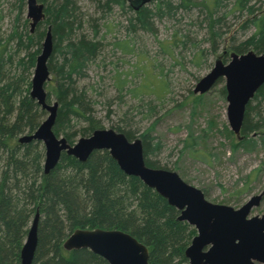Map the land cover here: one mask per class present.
<instances>
[{
  "label": "rangeland",
  "instance_id": "1",
  "mask_svg": "<svg viewBox=\"0 0 264 264\" xmlns=\"http://www.w3.org/2000/svg\"><path fill=\"white\" fill-rule=\"evenodd\" d=\"M173 1L179 3V0ZM235 1L221 0L217 8H209V11L206 0H191L192 6L181 7L174 15L152 18L149 26L139 27L133 24L135 10L127 0H119L118 3L113 0H70L76 8L75 37L84 35L88 39H94L97 50L83 71L73 77L76 89L85 93L87 120L81 117L71 119L69 129L64 131L72 135L71 142L67 141L62 131L54 133L56 138H65L72 145L79 138L88 137L94 130L113 129L119 130L117 132L126 137L129 134V141L140 139L142 142L141 135L147 133L151 140L147 142L146 150L142 142L145 165L175 171L183 181L198 188L209 202L237 209L252 196L259 195L264 189V115L260 113L264 104L252 99L250 105L247 104L249 107L245 108L239 132L235 133L227 116L225 77L217 78L203 92L194 91L200 79L214 67L216 59L227 64L232 59V53H264V41L261 50L252 45L245 46L246 39L253 34L255 27L248 21L251 14L232 11ZM61 2L62 0H36L37 4L43 5L44 17L31 30L26 0H0V38L3 40L11 34L15 24L22 29L25 22L28 35L33 36L36 31L44 32L41 48L46 30L50 28L51 31L45 8ZM249 4L254 5L255 16L264 12V0H249ZM209 17L219 19L213 27L217 32L216 36L212 34ZM11 44L13 45L12 42ZM11 44L7 48L12 59L5 64V72L7 75L14 74L17 78L24 75L18 93H29L35 61L32 64L21 63L22 59L26 62L23 49L16 52ZM36 48L34 42L29 51ZM148 77L161 83L163 88H147L148 82L145 81ZM52 79L50 74L48 81ZM52 83L45 86L46 92L51 91L49 89ZM55 101L57 102L54 92H51L47 102ZM38 106L39 109L32 116L33 121L23 120L22 127L15 131L13 138L17 143L16 149L0 147V190L18 210L5 213V220L9 224L3 225L0 219V264H20V251L36 213L37 244L32 264H60L61 259L72 257L75 249L64 248V242L75 230L88 229L82 225L73 227L76 225L72 223L74 220L60 212L63 230L55 241L57 253L49 249L53 247L54 241L52 245H48L41 239V226L47 220L43 208L51 206L52 212L57 206L49 203L46 196L39 203L35 196L38 186L42 184L43 175L59 167L61 161L45 173L46 148L43 141H19L21 137L34 134L46 118L48 112ZM17 113L14 110L9 116L8 127L13 125ZM6 135L3 133V137L6 138ZM96 151L94 153L99 158L104 154L112 158L107 149ZM70 169L65 168L60 177L70 174ZM76 194V202L79 200L77 203L83 204L85 199L80 188ZM15 196L19 198L20 204L16 202ZM132 203V206H128L125 202L128 217L135 220L133 225L131 222L126 225L131 231L137 222L140 223L141 218L136 209L138 200H132ZM85 207L87 215L89 204ZM133 208L138 215L132 214ZM263 213L264 194L259 204L251 208L248 217ZM107 226L99 229L120 230ZM123 232L131 235L127 231ZM195 233L192 226L186 228L184 246L190 244ZM131 236L146 246L148 264H151L150 248L143 235L136 233ZM81 249L99 257L101 264H108L90 249ZM85 263L93 264L91 259ZM173 263L188 264V259L175 258Z\"/></svg>",
  "mask_w": 264,
  "mask_h": 264
},
{
  "label": "trees",
  "instance_id": "2",
  "mask_svg": "<svg viewBox=\"0 0 264 264\" xmlns=\"http://www.w3.org/2000/svg\"><path fill=\"white\" fill-rule=\"evenodd\" d=\"M113 1L118 3L119 0ZM206 1L208 2L206 4L208 9L217 8L221 4V0ZM192 5L191 0H179V3H175L173 0H149V5L147 3L135 10V22L133 24L139 27L149 26L152 18H161L168 14L174 15L179 8H187ZM75 10L76 8L70 0H62L59 4L45 8L46 20H49L51 24L53 37L52 52L47 63L49 75L52 74L53 79L47 81L45 86L54 82L49 89L51 91L46 92V98L48 100L51 92H54L58 103L55 127L53 128L55 129L54 133L62 131L67 141L70 142L72 135L65 132L69 129L71 119L81 117L87 120L86 113L88 111L87 103H85V93L76 89L73 77L83 71L97 50L94 39H88L84 35L75 37ZM235 10L245 11L252 15L248 21L249 24L255 27V31L246 39L245 46L252 45L253 48L261 50L264 41V12L255 16L254 5H250L249 0H236L232 7V11ZM209 20L212 26V34L216 36L217 32L213 27L216 26L219 19L209 17ZM23 24L22 29H19L15 24L12 33L3 38L4 41L0 38V147H9L13 150L17 146L13 138L15 131L22 127L23 120L33 121L32 116L39 109V106L35 100L31 99L28 92L18 93L21 87L20 81H22L24 75L18 78L14 74L8 73L7 75L4 67L12 59V55L7 48L11 42L14 45L11 44L13 48H16L14 51L18 52L23 49L22 51L25 53L23 57L26 62L22 59L20 60L21 63L32 64L40 52V42L44 32L36 31L35 35H28L25 22ZM94 32L96 36V30ZM34 42L37 48L30 52L29 48ZM2 74H4L3 77ZM147 79L145 81V83L148 82L147 88H163L161 83L154 82L153 78L148 77ZM254 100L264 104V84L256 91L253 97ZM249 105L247 106L249 107ZM14 110L18 111L17 116L13 125L8 127L9 116ZM260 110V113L264 115V105ZM262 121H264V118H262ZM249 128L251 127H247V129ZM3 133L7 134L6 138L3 137ZM127 137H130L129 134ZM141 139L146 150L147 142L151 138L148 137L147 133H144L141 135ZM60 161L61 167L59 165L53 171L43 175L42 184L38 186L39 189L35 196L39 203L46 196L49 203L52 202L54 207L57 206L56 210L52 212L50 211L51 206L43 208L46 211L47 220L44 221L43 227L41 226V239L44 244L48 245H52L51 243L54 241L53 247L49 249L55 250V253H57L55 241H57L63 230V222L59 217L60 212H63L64 216L74 220L72 223L76 225L73 227L82 225L88 229H95L104 228L103 226L108 225V228L114 226L122 231L129 232L133 236L136 233L143 235L144 241L150 248L151 264H174L173 259L182 260L185 258H183V254L186 247L184 242L186 228H188L187 224L177 220L178 210L169 205L155 191L145 186L138 177L125 175L116 162L106 154L99 158L97 153L92 152L85 162H80L74 157L62 153ZM65 168H71V173H68L65 177H60L63 175ZM14 178L17 179V176H14ZM20 188L17 187V189ZM79 188L83 192L82 195H84L85 201L83 204L80 202L78 204L79 200L76 202V198L78 199L76 193ZM17 196H15L16 202L20 204ZM9 200V197L0 190V219L3 225L9 224L5 220L6 212L18 211L15 205L9 203ZM132 200H138L136 209L139 210L141 218L139 219L140 223L137 222L135 228L131 231L126 225L130 222L133 225L135 222H132L135 220L128 217L125 202L128 206H132ZM87 203L89 204V210L88 214L85 215L84 209L86 210L85 205ZM39 207L42 209L41 206ZM136 209L133 208V215H138ZM188 233L186 235L190 234ZM17 255L15 253L18 258ZM174 255L175 258H172ZM88 259H91L93 264L102 263L99 257L80 249L75 250L72 257L61 259L60 264H86L85 262Z\"/></svg>",
  "mask_w": 264,
  "mask_h": 264
},
{
  "label": "water",
  "instance_id": "3",
  "mask_svg": "<svg viewBox=\"0 0 264 264\" xmlns=\"http://www.w3.org/2000/svg\"><path fill=\"white\" fill-rule=\"evenodd\" d=\"M149 0H131L134 10ZM27 16L31 18V30L44 17L43 5L36 0H26ZM52 52L50 28L45 32L40 53L36 56L29 95L48 112L34 134L19 138L20 142L42 140L46 148L44 172L53 169L62 153L85 162L92 152L107 149L118 167L127 175L138 177L154 189L167 203L180 211L178 220L194 226L197 234L185 249L188 264H264V213L248 217L264 194L254 195L241 207L235 209L205 199L204 194L181 179L175 171L150 168L145 165L140 139L129 141L113 129H97L88 137L79 138L69 145L65 138H56L53 126L58 103L47 102L45 83L49 80L48 59ZM224 64L216 59L214 67L197 83L195 92L205 91L215 80H226L227 116L235 133L239 132L244 111L258 88L264 84V53L256 55L231 54ZM35 214L27 238L20 251V264H32L37 244V218ZM207 250L203 248L207 247ZM64 248H88L103 257L108 264H148L146 246L131 235L120 230L77 229L64 242Z\"/></svg>",
  "mask_w": 264,
  "mask_h": 264
},
{
  "label": "flooded vegetation",
  "instance_id": "4",
  "mask_svg": "<svg viewBox=\"0 0 264 264\" xmlns=\"http://www.w3.org/2000/svg\"><path fill=\"white\" fill-rule=\"evenodd\" d=\"M128 1V4H129V6L131 7V8H133L132 7V3H131V0H127ZM149 3V2H148ZM145 5V4H144ZM158 194V193H157ZM159 195V194H158ZM162 197V196H161ZM165 199V198H164ZM166 200V199H165ZM167 201V200H166ZM175 208V207H174ZM176 209V208H175ZM177 210V209H176ZM179 211V210H178ZM178 217V216H177ZM178 220V219H177ZM179 221H182V222H184V223H186L187 224V227H189V226H192V225H190L187 221H184V220H179ZM192 229L193 230H195V234L192 236V238L197 234V231H196V229H195V227L194 226H192ZM208 249V246L207 247H205V248H203V250H207ZM185 254V253H184ZM255 264V263H254Z\"/></svg>",
  "mask_w": 264,
  "mask_h": 264
},
{
  "label": "bare ground",
  "instance_id": "5",
  "mask_svg": "<svg viewBox=\"0 0 264 264\" xmlns=\"http://www.w3.org/2000/svg\"><path fill=\"white\" fill-rule=\"evenodd\" d=\"M40 49H41V48H40ZM39 53H40V52H39ZM39 53H38V54H39ZM38 54H37V55H38ZM33 71H34V70H33ZM32 74H33V73H32Z\"/></svg>",
  "mask_w": 264,
  "mask_h": 264
}]
</instances>
